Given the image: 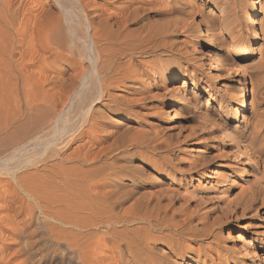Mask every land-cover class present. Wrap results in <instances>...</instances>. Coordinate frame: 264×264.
I'll return each instance as SVG.
<instances>
[{
	"label": "bare ground",
	"instance_id": "obj_1",
	"mask_svg": "<svg viewBox=\"0 0 264 264\" xmlns=\"http://www.w3.org/2000/svg\"><path fill=\"white\" fill-rule=\"evenodd\" d=\"M244 1L0 0V150L15 140L0 155V211L7 212L0 240L5 230L20 264L38 257L42 264L241 263L224 258L219 239L264 207V56L244 81L222 86L238 103L246 89L256 121H246L245 99L230 111L201 91L208 70L237 77L234 70L255 56L240 34ZM258 4L253 34L263 39L264 0ZM242 16L251 22L250 13ZM157 75L170 91L161 100L151 95ZM165 98L173 117L172 101L191 106L194 134L211 129L247 157L244 165H260L245 203L244 187H218L228 177L215 179L217 199L202 195L215 160L207 153L186 160L187 138L149 129L138 137L125 126ZM215 248L218 255L208 251ZM9 262L0 245V264Z\"/></svg>",
	"mask_w": 264,
	"mask_h": 264
},
{
	"label": "rangeland",
	"instance_id": "obj_2",
	"mask_svg": "<svg viewBox=\"0 0 264 264\" xmlns=\"http://www.w3.org/2000/svg\"><path fill=\"white\" fill-rule=\"evenodd\" d=\"M251 5L254 6L253 11L250 9ZM238 9H239L238 12L240 13V17H239L240 19H238V22H240V24L242 25L241 27L243 28L240 31V34L242 33L244 36V39H245L244 46H246V44H250L249 45L250 47H252V48L254 47L256 49L255 50V56L253 57V59H251V61L243 63V64L248 63L249 64L248 66L244 67L243 69L242 68H239V69L236 68L234 70V72H236L237 77H233L234 75L224 76L222 71H218L216 69L208 70L207 76L204 78V83L202 85V91H201L202 96H201V98L204 97V100H205L208 98L209 94H212L213 98H214L213 104H215L217 106H218V104H222L225 106L226 109H228L230 111L235 110L238 107L237 104H239V103L243 104L244 99H245V103H246L245 106H247V108L243 109V115L247 118L246 121L253 120V119H254V121H256L255 119H256L257 114L254 113L253 111H255L257 108L249 106V98H248L249 93L247 94L246 89L243 90V94H245V95H243L242 100L239 103L236 100H233L231 98L232 95L230 96L231 93H229V91L226 90V92H223L224 90L222 89V86L228 85L231 80L237 81L238 79H241L242 81H244L243 77L246 73L247 74L250 73L249 72L250 70H252L251 72L257 70L259 68V66H258L259 64L261 67V63H260L259 59L262 55L264 56V54H262V53H264L263 52L264 51V42H263L264 38L262 39V35L260 33L257 36H255L253 34L254 28L259 30V23H257V20L262 18V14L260 12L258 0H245L243 3L238 4ZM242 12H243V14H242ZM245 13H250L252 23L251 22L245 23L247 19L244 18V16H242ZM227 37H229V35H227ZM195 43H196L195 46H197L196 50L201 51V52L203 51V53H205L204 48L207 45L204 42L200 43L198 40H196ZM215 45H216L215 51H219V47L216 44V42H215ZM238 58H240V57H238ZM250 63L252 64V66L250 65ZM251 67H252V69H251ZM247 69H249V71ZM159 76L160 75H157L158 78L156 79V81L159 83L160 87L158 90L152 89L151 95L153 94L152 95L153 97L156 96L157 98H159L161 100V98H164L162 96L166 95V93H169L170 91L166 87V85L164 84V80ZM187 87L189 90L192 89V85L190 82L187 85ZM214 88H216V90L213 91ZM226 88H227V86H226ZM167 90H168V92H167ZM223 94H225V96ZM159 99H157V100H159ZM160 100L156 101L154 103H149V106H146L144 108L143 113H145V114H143L142 117L136 118V119L126 120L125 126H130L131 127L130 131L133 129L132 132L134 135H137L136 133H138V135L140 134L142 136V135H144L143 132H146L144 130L149 129L148 132L150 131V133L154 132V131L155 132L161 131L162 132L161 134H163V133L165 135L168 134L169 136H171V138L173 140L177 137L174 140L175 142L177 141V139L179 142H180V140L182 142V141H186L188 139L187 141L190 142V144L188 145V147L185 148V150L188 148L186 150V154H185L186 157L184 156L186 158V160L188 158L189 160L190 159L193 161L196 160V162H198L197 159L201 160L204 157L203 153H207L209 155H212L211 158L213 159V161L215 160L214 166L212 168V170H213L212 175L214 176V178L213 177H210V178L207 177V179H205L204 183L201 185V188H202V186L204 187V188H202V195L205 197H208L206 195H209V196L211 195V197H215L217 199L216 196H218V195L213 190V188L216 186L215 182H216L217 178L219 180H224L228 177L227 179L229 180L228 183H224V184L222 183L221 185L218 186L220 188V190H222L221 188L227 187L230 185L233 186V190H235V191L240 189V188H243V187H244V190H247V189L249 190L250 186H253V188H255L257 186L253 180H252L253 182L251 181V179L255 176H256V178H258L260 176L261 167L259 164L257 167V164L254 165V162L250 161L248 166L244 165L245 164L244 161L245 160L247 161V159H245V158H247V157L245 155H243L239 150H237V151L231 150L230 148L226 147L223 144V142L220 139H218V137L216 135L213 134L211 129H208V131L206 130L205 132L202 133V135L194 134V130L197 128V126L195 125L194 120L186 117L187 113L190 112V110L192 112L193 109L191 108V106L185 107L186 103L184 101H178V100L176 102L172 101V102H174L173 108H175L177 113H178L177 115H175L176 117H173V115L171 114V109H168V104H169L168 102H170V99L165 98L164 104L160 103ZM150 108H152V109H150ZM253 108H255V109L253 110ZM153 109H155V110H153ZM156 110H157V114H154ZM179 114H181V115H179ZM150 117H152V118L154 117V121L150 120L148 122L149 124H151L150 125L151 127L149 126V124L146 121V118H150ZM197 120H198V122H202L201 119L200 120L197 119ZM180 123L182 125H180ZM160 126L161 127L163 126L166 130L161 129ZM164 130H165V132H164ZM132 132H130V133H132ZM140 135L138 137H140ZM174 136H175V138H174ZM263 137H264V134H263ZM263 137L261 139V140H263L262 142H264ZM179 138H180V140H179ZM216 138L219 141H217ZM13 140L14 139H12L10 141L12 144H14V142H15V140L14 141ZM10 142H8L6 144V146L0 150V155H5L6 153L10 152V149L13 146ZM189 148L191 149V151ZM263 149H264V143H263ZM202 150L204 152H202ZM189 151H190V154H189ZM231 151H233V153ZM235 151L239 154H237ZM193 155L194 156L196 155V157H194ZM200 155H202V156H200ZM235 155H236V157H237V155H240V156H238L236 158ZM199 156L202 158H200ZM236 159H238V160H236ZM244 167L246 169H243ZM215 170L218 172V173L216 172L217 174L215 173ZM220 170H222V171H220ZM241 171L243 173H241ZM0 180H1L0 185L1 184L3 185L5 183L6 179H4L3 177H0ZM230 181H232V182H230ZM196 184L198 185V183H196ZM9 191L12 192V189L8 188V192ZM247 191H245V193ZM6 192H7V190L5 191V193ZM8 192L4 196H7V194L9 195L10 192L9 193ZM246 196H248V197H246ZM246 196L244 195V197L246 199H243L242 203H245L247 201V199L249 198V191L246 193ZM14 202H15V200H14ZM0 206H2V202H1ZM261 209L262 210L260 212H258V214L257 213L256 214L255 213L249 214L245 219L241 220L239 223L230 224L227 227L223 228V230H222L223 236L219 239V244H220L219 249L222 252V254L224 255V258L237 257L241 260L240 264H264V207H262ZM5 213H7V212L0 211V214H1L0 216L2 217V215H3V217H6ZM19 219H21V218H19ZM220 231L221 230L217 229V232H220ZM1 236H2V240H0V243L3 242V244L1 243L0 245H2V247H3L4 256H7L10 259L9 264H20V261L22 260L23 257L20 258L21 259L20 260L15 255V253L17 251V247H14L12 245L14 240L8 236V233L5 230H1ZM204 244L206 246H208V247H206L204 245L206 248H209V245H208L209 242L204 243ZM219 249L218 248H215L214 250L208 249V251L215 254V255H218V253H220ZM180 262H182V260H180ZM182 263L188 264L189 261L184 260ZM28 264H42V262L40 261V257H38L37 260H35L31 263H28ZM48 264H52V262L49 261Z\"/></svg>",
	"mask_w": 264,
	"mask_h": 264
}]
</instances>
